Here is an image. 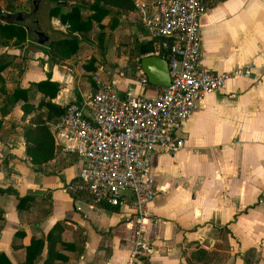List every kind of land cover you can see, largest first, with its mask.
<instances>
[{
  "label": "crops",
  "instance_id": "obj_1",
  "mask_svg": "<svg viewBox=\"0 0 264 264\" xmlns=\"http://www.w3.org/2000/svg\"><path fill=\"white\" fill-rule=\"evenodd\" d=\"M136 1L151 0H133L127 9L109 5L103 27L93 20L87 38L73 31L78 47L65 57L52 56L51 42L34 33L22 44L0 40V64H6L0 69V187L17 191L0 192V252L12 264L24 261L32 237L44 238L34 264H43L51 242L52 264H126L134 244L128 204L93 208L86 194H71L65 184L81 168L77 152L61 137L54 140V156L34 164L24 128L42 98L62 106L81 100L96 90V78L122 93L157 94L160 85L141 81L140 58L156 47ZM49 21L58 39L69 32L57 15ZM200 24L202 66L222 71L242 65L250 72L203 96L183 124L184 146L151 153L160 190L147 205L143 235L155 251L133 264H264V0H209ZM97 31L104 32L102 47ZM47 77L58 83L53 97L33 85ZM1 86L27 88V99L11 102ZM24 102L32 106L26 114Z\"/></svg>",
  "mask_w": 264,
  "mask_h": 264
},
{
  "label": "built area",
  "instance_id": "obj_2",
  "mask_svg": "<svg viewBox=\"0 0 264 264\" xmlns=\"http://www.w3.org/2000/svg\"><path fill=\"white\" fill-rule=\"evenodd\" d=\"M208 4L209 0L136 1L156 53L168 61L170 83L148 97L122 93L112 82L94 76L96 90L65 102L64 113L51 124L54 140L65 138V148L81 160L66 190L86 194L93 208L100 203L128 204L126 221L134 223V244L126 264L155 251L143 235L147 205L160 190L150 172L151 153L184 146L183 124L203 96L221 89L228 78L250 72L242 65L214 71L200 64V18ZM141 81L147 82L144 74Z\"/></svg>",
  "mask_w": 264,
  "mask_h": 264
},
{
  "label": "trees",
  "instance_id": "obj_3",
  "mask_svg": "<svg viewBox=\"0 0 264 264\" xmlns=\"http://www.w3.org/2000/svg\"><path fill=\"white\" fill-rule=\"evenodd\" d=\"M55 2L50 14L57 15L63 23H68L69 32L65 37L51 41V55L65 57L76 51L80 38L73 34V31H78L81 37L87 38V31L92 27L93 20L98 22V25L103 27L100 22L105 14L108 12V6L114 5L120 9L133 8V0H50ZM69 3L67 9H63L64 4ZM87 5L91 8L89 14L81 12L82 7ZM1 13V12H0ZM1 17V16H0ZM5 19V18H4ZM0 36L3 39H13L16 44H22L27 37V30L21 23L13 21H4L0 23ZM96 39L98 40L99 47L103 46L104 32L97 31ZM6 64H0V69L5 67ZM0 81H3L0 75ZM149 82V81H147ZM33 85L41 90L44 94L53 97L58 90V83L50 80L49 77L33 82ZM7 100L11 102L23 98L27 99V88L17 86L11 92L4 89ZM24 114L32 109L31 104L28 102L23 103ZM43 107V108H42ZM37 111L30 124L24 128L26 153L34 164H41L47 162L54 156L55 144L54 137L51 132V124L56 121L65 111V105H58L50 99L44 100L43 98L37 105ZM13 192L17 195V191L10 187H0V192ZM27 196H19L17 205H22ZM109 204V203H107ZM113 205V204H112ZM118 206V205H114ZM54 229L59 230V224H54L53 228L47 233V239L52 240V233ZM43 237H32L29 244L26 245V256L24 261L19 264H34L35 258L40 254L43 247ZM52 243V242H51ZM48 243V254L43 260V264H52V251L53 245ZM198 253V251H197ZM0 264H12L4 252H0Z\"/></svg>",
  "mask_w": 264,
  "mask_h": 264
},
{
  "label": "water",
  "instance_id": "obj_4",
  "mask_svg": "<svg viewBox=\"0 0 264 264\" xmlns=\"http://www.w3.org/2000/svg\"><path fill=\"white\" fill-rule=\"evenodd\" d=\"M41 3H37L29 12H25L23 10L15 11V12H7L5 14L0 13L1 18H5L8 21H13L16 23H22V20H25L23 17H17L21 15L23 12L26 14L32 13L31 17L33 18V22L29 24L30 21L23 23L28 33H34L36 37L45 43H50L53 40L58 39L56 37L57 31L53 30L50 26V11L51 4L50 0H37ZM46 7V8H45ZM46 12H44L45 10ZM41 12H44L43 15ZM6 15H9L6 18ZM33 30V31H31ZM139 65L141 67L142 72L146 76L147 80L151 83L166 86L170 83V73L167 59L156 52L146 54L141 56Z\"/></svg>",
  "mask_w": 264,
  "mask_h": 264
},
{
  "label": "rangeland",
  "instance_id": "obj_5",
  "mask_svg": "<svg viewBox=\"0 0 264 264\" xmlns=\"http://www.w3.org/2000/svg\"><path fill=\"white\" fill-rule=\"evenodd\" d=\"M72 1H74V2H76V0H72ZM37 3H40L39 1H37V0H0V12L2 13V14H5V13H7V12H15V11H19V10H23V11H29L30 10V7L32 6L31 4H33V6L35 5L36 6V4ZM50 4H51V9H52V7L55 5V2H50ZM40 5H41V3H40ZM46 8V7H45ZM82 9L84 10V11H86L87 12V14H89L92 10H91V8H89V7H87V5H84L83 7H82ZM45 10V9H44ZM44 12H46V10L44 11ZM44 12H41L43 15H45L44 14ZM4 21H7L6 19H4V18H1L0 17V23H2V22H4ZM28 21H30V19L29 18H27V19H25V20H22L21 22V24L23 25V23H26V22H28ZM24 26V25H23ZM31 31H33V30H31ZM28 33V32H27ZM33 33V32H32ZM0 34H1V32H0ZM91 34V33H90ZM27 36H29L28 34H27ZM1 39H3V37L2 36H0V40ZM14 38H12L11 40H13ZM5 41H8V40H10V39H4ZM15 62H13V63H11V66L12 67H17L18 68V66L16 65V64H14Z\"/></svg>",
  "mask_w": 264,
  "mask_h": 264
},
{
  "label": "flooded vegetation",
  "instance_id": "obj_6",
  "mask_svg": "<svg viewBox=\"0 0 264 264\" xmlns=\"http://www.w3.org/2000/svg\"><path fill=\"white\" fill-rule=\"evenodd\" d=\"M31 5L32 6L30 7V10L33 8V4H31ZM29 11H25V12H29ZM25 12H23L21 15H18L17 17H23L25 19L29 18L30 19L29 24H31L33 22V18L31 17V15L33 14V12L32 13H29V14H26ZM8 16L9 15H6V18H8ZM30 26H32V24Z\"/></svg>",
  "mask_w": 264,
  "mask_h": 264
}]
</instances>
